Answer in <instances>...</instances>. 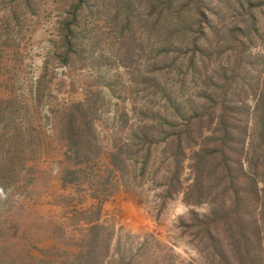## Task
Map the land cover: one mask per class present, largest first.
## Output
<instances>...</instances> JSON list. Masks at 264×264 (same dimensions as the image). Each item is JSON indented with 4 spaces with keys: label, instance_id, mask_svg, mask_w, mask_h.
I'll return each instance as SVG.
<instances>
[{
    "label": "rangeland",
    "instance_id": "rangeland-1",
    "mask_svg": "<svg viewBox=\"0 0 264 264\" xmlns=\"http://www.w3.org/2000/svg\"><path fill=\"white\" fill-rule=\"evenodd\" d=\"M9 93L38 145L0 264H264V0H0ZM69 114L96 137L81 164Z\"/></svg>",
    "mask_w": 264,
    "mask_h": 264
},
{
    "label": "trees",
    "instance_id": "trees-1",
    "mask_svg": "<svg viewBox=\"0 0 264 264\" xmlns=\"http://www.w3.org/2000/svg\"><path fill=\"white\" fill-rule=\"evenodd\" d=\"M78 8L76 10H78ZM181 9L178 11L179 13L182 12ZM76 10L74 11L73 17L70 20H66L63 25L65 33L62 36L65 45H71L72 39L76 36V32L71 26L75 24L77 19ZM199 15L201 18V23H199V25L201 26L205 22L206 14L201 10ZM67 59L68 56L62 58L64 61ZM13 91L12 89V92ZM21 107L22 106L18 105L16 96L11 95V93L7 96L0 97V205L2 203L1 197L6 187L11 185L18 178L20 169L26 166V161L36 157L35 154L38 141H35L33 136L27 138L17 127L16 120L18 113L21 112ZM81 107H83V103L75 105L72 109H80ZM69 116L70 118H68L64 127V134L68 143L67 156L71 157V155L74 154L71 158H74L77 164H81L84 162V159H82V152H84V150L90 152L93 145H97L96 137L92 131L91 122L88 121V119L82 121L83 126L86 127L82 128L80 123H76L78 122V118L75 114H69ZM82 116H85V114L82 113ZM120 160L121 154L112 153L111 164L114 167L119 168V164H121ZM66 172L67 175H71L73 179L78 177L77 172L73 171L72 168H66Z\"/></svg>",
    "mask_w": 264,
    "mask_h": 264
}]
</instances>
